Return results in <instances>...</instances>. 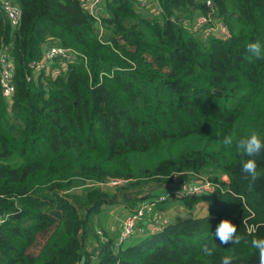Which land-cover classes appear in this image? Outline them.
Segmentation results:
<instances>
[{
	"label": "trees",
	"instance_id": "obj_1",
	"mask_svg": "<svg viewBox=\"0 0 264 264\" xmlns=\"http://www.w3.org/2000/svg\"><path fill=\"white\" fill-rule=\"evenodd\" d=\"M14 1L18 27L0 7V54L10 51L16 87L9 102L0 85V264H260L264 150L253 182L242 171L250 157L222 141H264V59L246 50L264 47V0H212L227 39L184 25L208 13L207 0H158V15L137 0H104L98 15L82 0ZM49 42L78 58L37 74L31 63ZM197 174L215 191L171 199L189 211L206 202L209 214L119 247L95 228L115 196L78 189L112 179L126 192L164 189ZM222 223L238 242H220Z\"/></svg>",
	"mask_w": 264,
	"mask_h": 264
},
{
	"label": "built area",
	"instance_id": "obj_2",
	"mask_svg": "<svg viewBox=\"0 0 264 264\" xmlns=\"http://www.w3.org/2000/svg\"><path fill=\"white\" fill-rule=\"evenodd\" d=\"M141 8L150 10L153 14H160L162 8L158 0H137ZM85 8L93 15H98L103 10L104 0H82ZM0 7L5 13L10 25L18 27L21 21L20 6L14 0H0ZM208 13L200 15L192 24L184 22V25L190 32L204 31L205 34L216 36L219 39H227L229 37V29L222 20H213L216 7L212 0L206 1ZM99 18V17H97ZM78 58V52L73 48H67L60 45H51L43 54L41 60L31 63V68L35 73L46 72L48 75L55 73L52 69L54 63L59 61L65 68L68 63L75 62ZM14 65L11 61V54L8 49L3 50L0 54V85L3 96L11 102L16 92L14 85ZM198 182H182L173 189L171 195L182 198L189 196H200L215 191V183L207 178L202 177ZM108 184L119 187L127 183L123 179H112ZM106 184V183H101ZM167 197H162L159 202H164ZM152 202H143L138 205L135 210L123 219L119 236L116 239V246H122L137 235H144L148 232H157L171 222L164 216L158 214L153 207ZM2 220H0L1 222ZM147 229H142V226ZM97 233L102 239L106 240L102 229H97Z\"/></svg>",
	"mask_w": 264,
	"mask_h": 264
},
{
	"label": "rangeland",
	"instance_id": "obj_3",
	"mask_svg": "<svg viewBox=\"0 0 264 264\" xmlns=\"http://www.w3.org/2000/svg\"><path fill=\"white\" fill-rule=\"evenodd\" d=\"M205 4V2H204ZM213 20H219V18L214 14L213 15ZM209 175L208 174H197L194 176H191V181H196L201 179L202 177L207 178ZM222 180H227V176L226 175H222L221 176ZM128 182L125 183L122 186L119 187H115L112 186L111 184H95V185H87L88 187H79V191L84 190L86 188H97L100 189L104 192L109 193L111 196H115L114 198L117 199L119 197H122V199L120 200V202L122 204H126L130 199L133 200L134 202V207L136 208L138 205L142 204L143 202H152L154 203L155 206V211L164 216L165 218H167L171 223L174 219L173 213L176 211L175 209L181 210V216L184 217L185 215L191 216L189 213L192 212L193 216L196 215L198 216L199 214L203 213V211L206 209L205 214H209L208 212V207L205 208V206H208V203L205 202V205L203 207V205H201L200 207L195 206L194 209L192 211H189L188 209H186L180 202L177 203L176 199H171V193L174 191L173 189H175L176 187L170 186L169 188H164V189H160L161 187L156 184V183H149L147 185H144L142 187H140V189L138 188H132L131 190H129L128 192H126L125 190L122 189V187L124 186H128ZM131 194V198H127L126 194ZM156 196L154 198H147L151 195ZM162 197H167V200L164 202H159V199ZM174 197V196H173ZM132 202V201H131ZM163 204V205H162ZM161 205L162 207L158 210L157 207ZM160 207V206H159ZM158 207V208H159ZM162 209V211H161ZM165 212H167V214H165ZM197 212V213H196ZM199 212V213H198ZM171 216H169V215ZM187 216V217H188ZM186 217V216H185ZM192 217V216H191ZM189 218V217H188ZM138 236V235H137Z\"/></svg>",
	"mask_w": 264,
	"mask_h": 264
},
{
	"label": "clouds",
	"instance_id": "obj_4",
	"mask_svg": "<svg viewBox=\"0 0 264 264\" xmlns=\"http://www.w3.org/2000/svg\"><path fill=\"white\" fill-rule=\"evenodd\" d=\"M246 50L251 56L256 57L258 59H264V47L257 41L248 43L246 46ZM223 144L226 147H233L237 149V151L242 152L244 155L250 157V159L246 160L242 164V171L247 174V177H251L254 182L257 177V164L255 159L252 157L258 156L262 150H264V141H262L259 135L256 132H252L248 137L243 138L239 141L234 142L233 135L227 134L223 138ZM230 229V231H225V229ZM235 233V228L230 227L227 224H221L216 231L217 238L221 243L227 244L231 242H238L232 240V235ZM252 246L259 249L260 255V264H264V240H253ZM203 251L207 255L212 254V250L205 246ZM223 264H230V258H224Z\"/></svg>",
	"mask_w": 264,
	"mask_h": 264
},
{
	"label": "crops",
	"instance_id": "obj_5",
	"mask_svg": "<svg viewBox=\"0 0 264 264\" xmlns=\"http://www.w3.org/2000/svg\"><path fill=\"white\" fill-rule=\"evenodd\" d=\"M51 45H53L52 42H49L46 45H44L43 54ZM129 196H128V198H129ZM121 199H122V197H119L117 199V201H119V202L115 201V203L112 206L105 207L104 212H102L97 217V219L95 221V228L102 229L105 236L107 234V236L112 238L114 240V242H116V239L119 236L123 219L126 218L129 214H131L135 210L134 202H127L126 204H122L120 202ZM201 205H203V207H204L207 204H205V202H202V203L198 204L197 207H200ZM159 206H158L159 208L157 207L158 210L162 207L161 205H159ZM153 207H154V210H156L154 205H153ZM206 207H208V206H205V208ZM175 210L176 211L173 213V216L171 215L172 217H174V218H172V219H174L173 221H177V220L182 219L183 217L181 216V210H178V209H175ZM161 211H162V209H161ZM205 212H206V209L203 211V213L199 214L198 216H200V217L206 216L207 214H205ZM165 214H167V212H165ZM185 216H187V215H185ZM145 228L147 229V227L145 225L142 226V229H145ZM147 231H148V229H147ZM100 238L102 239V237H100ZM88 242L90 243L91 241L88 240ZM84 262H85V260L83 258L81 264H85Z\"/></svg>",
	"mask_w": 264,
	"mask_h": 264
},
{
	"label": "snow or ice",
	"instance_id": "obj_6",
	"mask_svg": "<svg viewBox=\"0 0 264 264\" xmlns=\"http://www.w3.org/2000/svg\"><path fill=\"white\" fill-rule=\"evenodd\" d=\"M225 231H230V229H227V228H226Z\"/></svg>",
	"mask_w": 264,
	"mask_h": 264
},
{
	"label": "water",
	"instance_id": "obj_7",
	"mask_svg": "<svg viewBox=\"0 0 264 264\" xmlns=\"http://www.w3.org/2000/svg\"><path fill=\"white\" fill-rule=\"evenodd\" d=\"M131 196H129V198H130ZM189 218L191 217V216H188Z\"/></svg>",
	"mask_w": 264,
	"mask_h": 264
}]
</instances>
